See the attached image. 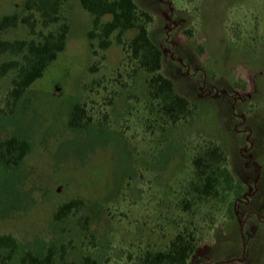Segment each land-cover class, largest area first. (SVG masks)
Wrapping results in <instances>:
<instances>
[{"label": "rangeland", "instance_id": "374dc122", "mask_svg": "<svg viewBox=\"0 0 264 264\" xmlns=\"http://www.w3.org/2000/svg\"><path fill=\"white\" fill-rule=\"evenodd\" d=\"M135 2L152 17L149 35L163 50L159 72L189 100L190 113L170 123L150 111L149 74L124 43L98 48L87 36L91 14L67 0L65 49L13 111V73L0 79V139L16 135L31 144L18 168L0 165V235L18 242L10 264L51 245L64 246L76 264L85 256L95 264H140L189 220L200 243L188 264H264V0ZM23 3L0 0V17L20 13ZM30 37L23 25L0 31V41ZM11 58L2 54L0 63ZM77 102L91 118L82 129L68 126ZM207 141L224 149L245 192L190 215L180 200ZM73 198L84 207L55 221L59 204ZM86 215L84 234L79 219Z\"/></svg>", "mask_w": 264, "mask_h": 264}, {"label": "trees", "instance_id": "16d2710c", "mask_svg": "<svg viewBox=\"0 0 264 264\" xmlns=\"http://www.w3.org/2000/svg\"><path fill=\"white\" fill-rule=\"evenodd\" d=\"M67 0H24L21 12L0 17V31L23 25L30 38L0 41V56L8 54L12 58L0 63V79L9 72L13 75L7 93V105L13 107L22 98L27 88L40 78L58 54L65 49L69 23L62 13ZM84 10L92 16V28L87 36L96 41L100 49H107L112 43L125 44L130 56L140 69L149 74L147 79L150 111L157 113L170 123L187 118L190 102L180 95L173 81L159 70L163 62V50L155 43L148 30L151 15L138 7L135 0H79ZM41 25L47 31H38ZM132 35L125 40V34ZM94 48V43L91 42ZM96 50H94L95 53ZM90 116L84 102L73 104L68 126L82 129L90 123ZM28 139L11 135L0 139V165L18 168L29 153ZM245 187L229 171L224 149L212 141L200 147L192 159V173L183 191L180 204L190 215L196 207L210 201L224 202L229 194L239 197ZM232 204V202H230ZM84 207L81 198L62 202L56 208L53 219L60 221L79 212ZM195 208V209H194ZM84 234L89 233V216L79 219ZM200 240L197 226L189 220L178 229L164 249L146 250L140 257V264H188L195 255ZM18 251V242L10 234L0 235V264H10ZM17 264H76L66 257L65 247L57 249L49 246L45 253L38 255L30 250L23 252ZM80 264H95V260L85 256Z\"/></svg>", "mask_w": 264, "mask_h": 264}]
</instances>
